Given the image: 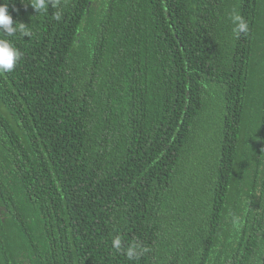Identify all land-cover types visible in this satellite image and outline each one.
<instances>
[{
	"label": "trees",
	"instance_id": "1",
	"mask_svg": "<svg viewBox=\"0 0 264 264\" xmlns=\"http://www.w3.org/2000/svg\"><path fill=\"white\" fill-rule=\"evenodd\" d=\"M0 3V264H264V0Z\"/></svg>",
	"mask_w": 264,
	"mask_h": 264
},
{
	"label": "clouds",
	"instance_id": "2",
	"mask_svg": "<svg viewBox=\"0 0 264 264\" xmlns=\"http://www.w3.org/2000/svg\"><path fill=\"white\" fill-rule=\"evenodd\" d=\"M51 0H31V7L36 11H47L48 4ZM55 7V5H53ZM53 18L56 20L61 19V13L59 11L53 12ZM233 24H235L234 32L239 35L240 33H247L248 24L239 14L233 13L231 16ZM13 18L8 12V4L0 3V30H2L5 35L12 36L13 34L19 32L21 36L30 35L29 31L23 23H15L13 26ZM22 53L14 44L8 39H0V72H12L19 61ZM239 217L234 216L232 218V223L234 227L239 226ZM112 245L115 249L121 250V238L116 236L112 240ZM125 254L128 259L138 258L142 254L149 251L146 247H140L139 245H131L125 250Z\"/></svg>",
	"mask_w": 264,
	"mask_h": 264
}]
</instances>
